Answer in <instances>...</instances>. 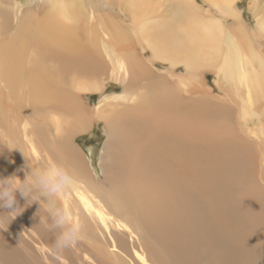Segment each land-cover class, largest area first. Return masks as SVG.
Instances as JSON below:
<instances>
[{"label": "bare ground", "instance_id": "6f19581e", "mask_svg": "<svg viewBox=\"0 0 264 264\" xmlns=\"http://www.w3.org/2000/svg\"><path fill=\"white\" fill-rule=\"evenodd\" d=\"M138 1L109 0L126 26L106 0H0V175L23 180L28 162L53 161L77 174L80 187L59 200L89 242L45 245L47 264H264V7L249 5L253 33L241 0H178L155 23L161 5ZM107 81L121 93L88 106ZM96 120L107 132L100 178L74 141ZM19 197L16 215L55 239L40 202ZM25 256L0 233V264Z\"/></svg>", "mask_w": 264, "mask_h": 264}, {"label": "rangeland", "instance_id": "374dc122", "mask_svg": "<svg viewBox=\"0 0 264 264\" xmlns=\"http://www.w3.org/2000/svg\"><path fill=\"white\" fill-rule=\"evenodd\" d=\"M20 1L25 5V7H28L29 3L33 4V3L38 2V3L42 4V2L44 0H20ZM102 1L103 0H99V2H102ZM133 1L137 5H140L141 3H143V2H139L138 0H133ZM152 1H154V3H155V1H157L155 4L159 3V5H161V7H159V8H161L159 10L160 18L155 17L157 15V11L153 12V11L149 10L150 12H153V15H151V17L155 18V21H154V19L150 21V22H153V23H155L156 21H158L161 18L163 19L164 17H166V18L170 17L171 13L176 11V9L178 7V4H179L178 0H160V1L159 0H151V5L154 4V3L152 4ZM169 1H170V3H168ZM217 1H220V0H217ZM255 1H256V4H259L260 10H262L261 7H264V0H255ZM184 2H187V0H184ZM106 3H107V6L109 8V9L107 8V11L113 17L117 18L122 24H124L126 26H131L132 25L131 21H129V19L127 17H125L126 12L124 10L123 11L121 9L116 10L114 8V6L109 2V0H106ZM194 3L196 5H198V6H203L206 9L211 7L210 3L207 0H195ZM173 5L176 6L175 9L173 8L174 7ZM238 5H239L238 7H239L240 11L242 12L243 22H245L244 25L246 27L250 28V30H252V32L254 33L256 31V29L258 28V25H257V19L258 18L256 19L253 16V14L251 12V9L249 10V8H250L249 5L252 6V0H241V1H239ZM112 9H114V10H112ZM173 9H174V11H173ZM213 9H214L213 12L216 15H218L219 14V9L218 8H213ZM103 13H104V11H103ZM129 16L132 17L133 15L129 14ZM137 20L141 24V27H142L144 22L149 21V19H147L145 17H139ZM134 28L136 29V32L139 29L137 27H134ZM180 72H182V70H180ZM214 75H215V73L212 74L211 72H209V70L205 71V73L202 75V79H203L202 81H203L204 86L206 88H208L209 90H212L213 93L215 92L214 94L218 95V92L216 90V83L218 82V80L216 82V75L215 76ZM99 76L100 77H105L104 74H100ZM107 82H108V84H107V86H105V90L103 92L86 94V98H84L83 100L88 106L97 107L98 104L100 103V101H102L105 98V96L121 93V89H120V86L118 84H112L113 83L112 81H107ZM106 134H107V132H106V129H105L104 122L101 121V120H96L95 122H93V126L91 127V129L89 131L84 132V133H82L80 135H77L76 139L74 140L76 146L78 145L80 147L79 149L81 150L82 154L85 152L83 155L86 158V161L89 162L91 170H92L93 174H95L97 176V178H100L103 175V170L101 169L102 168V152L104 151L103 148H104V145H105V142H106V139H107V135ZM12 169H13V167H12ZM6 173H8V172L4 171L3 174L0 175L1 176L0 179L7 178L8 174H6ZM12 175H14V173L12 171H10L9 176H12ZM20 194L21 193L17 192V194H16V204L13 206L12 209H9L7 207H0V221L3 223L1 225L4 226L3 227V226L0 225L1 236H3V238L6 241V243L11 244L13 246L17 245V249L21 252V254L23 256L26 255L25 258L27 257V263H29V264H47V263H52L48 259H52V258H49V257L53 256V253L50 252L46 248L45 245L51 246V244H53V241L55 240L53 238V236L52 237L51 236L47 237L45 234H43V232L41 233L40 231H38L40 233V235H39L37 233V231H35L34 228L31 227V226H35L34 224L31 223L33 221L31 219L32 217L25 218L24 220H26V221L24 222L23 220H21V216H17L16 215V211L17 210L15 212H12V211H14L16 209L18 204L21 205L22 203H24L23 199L21 197H19ZM0 203H2V202H0ZM30 207L31 206H27V210ZM35 207H37V206H35ZM20 208L23 209V207H20ZM36 215H37L36 211L34 210V213H32V216L36 217ZM9 218H10V220H9ZM22 218H23V215H22ZM21 221H22V223H25V225L22 224ZM14 223H15V225H14ZM13 226L15 227L14 229H13ZM7 228H9V230ZM16 230H17V232L20 231L21 233H17ZM44 236H46L49 239V243L46 241V239H45L46 237H44ZM81 241H83L86 244L89 242L88 240H81ZM92 241L93 240H91V242ZM19 244H20V246H19ZM77 244L74 245V246H75V249L77 248V250H79L80 247ZM89 250L90 251L87 252L88 256H87L85 251H83L84 253L83 252L81 253V255H83L82 259L83 258H90V253L91 252H96V251H93L94 249H91V247H90ZM4 251H6V250H4ZM29 253H30V255H29ZM95 254H97V253H95ZM56 256L57 255H55V257ZM120 259H122V258H120ZM29 260L32 263L29 262ZM201 261H203V262H201L202 264H206V263L207 264H215V263H217V264H229L226 259H222L221 263L219 261H215V263H214L212 260L210 261V259H204V260H201ZM75 263H77V262H75ZM108 264H111V262L108 263Z\"/></svg>", "mask_w": 264, "mask_h": 264}, {"label": "clouds", "instance_id": "9594fccd", "mask_svg": "<svg viewBox=\"0 0 264 264\" xmlns=\"http://www.w3.org/2000/svg\"><path fill=\"white\" fill-rule=\"evenodd\" d=\"M28 166L31 170L23 180L16 175L0 179V207L12 209L16 204L17 192L28 198V203L39 201V212L43 210L45 213L40 216V223L46 230L55 233L53 253L73 247L83 238V225L74 219L71 207L61 203L59 198L80 187L77 174L62 161L49 162L43 166H33L28 162Z\"/></svg>", "mask_w": 264, "mask_h": 264}]
</instances>
